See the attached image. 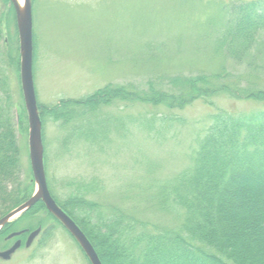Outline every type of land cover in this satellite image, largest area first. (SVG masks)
Wrapping results in <instances>:
<instances>
[{"label":"rangeland","instance_id":"rangeland-1","mask_svg":"<svg viewBox=\"0 0 264 264\" xmlns=\"http://www.w3.org/2000/svg\"><path fill=\"white\" fill-rule=\"evenodd\" d=\"M15 1L19 6V0ZM30 2L32 78L38 108L49 111L62 101L81 100L105 86L144 89L149 80L159 82L177 75L226 72L241 77L243 84L251 82L264 89V32L240 61L217 45L228 28L233 7L255 2L257 9H263L264 0ZM8 9L9 4L0 3V107L14 128L20 149L18 180L24 188L33 179L29 130L20 87L16 20L10 15L6 25ZM261 106L223 94L213 97L211 103L197 100L172 111L115 102L101 110L98 118L112 125L107 137L95 142L94 112L86 110L81 118L74 112L67 124L45 113L41 125L48 191L57 203L66 204L79 195L102 205L107 213L121 211L136 232L142 231L141 224L173 229L181 220L160 205V186L190 167L196 139L210 125L213 114L251 113ZM130 118L139 121L132 124ZM143 121L148 126L140 127ZM32 185L26 200L36 190ZM37 209L19 221L16 232L43 220L45 227L53 226L49 238L41 243L37 237L30 248L22 246L9 261L0 259V264H90L67 231L49 218L45 209ZM104 216L115 218L117 214ZM6 241L0 251L14 242Z\"/></svg>","mask_w":264,"mask_h":264},{"label":"trees","instance_id":"trees-1","mask_svg":"<svg viewBox=\"0 0 264 264\" xmlns=\"http://www.w3.org/2000/svg\"><path fill=\"white\" fill-rule=\"evenodd\" d=\"M0 3L9 4L6 25L10 15L15 21L10 0ZM257 8L255 2H246L231 9L228 28L217 45L233 60L240 61L249 54L264 32V8ZM238 78L226 72L215 76L177 75L159 82L149 80L144 89L105 86L81 100L62 101L49 111L38 108L42 125L45 113L67 124L74 112L76 118L84 116L86 110L94 112L95 142L106 138L112 125L98 116L115 102L172 111L197 100L211 103L213 97L223 94L262 104L251 113L213 114L210 125L196 139L190 167L160 186L157 199L163 209L181 220L178 227L152 229L141 224L142 231L136 232L121 211L107 213L102 205L79 195L66 204L56 202L84 233L102 264H264V89L251 82L243 84ZM73 107L82 110L77 112ZM130 120L132 124L139 121ZM143 122L140 127L148 126ZM19 167L20 149L14 128L8 113L0 107V217L22 204L31 193L32 180L24 188L20 185ZM37 208L45 206L37 202L0 230L1 247H6L5 237L17 231L19 221L32 216ZM47 215L61 226L50 213ZM37 228H41L42 243L51 235L53 226L45 227L39 220L26 229ZM24 237H20L22 241Z\"/></svg>","mask_w":264,"mask_h":264},{"label":"water","instance_id":"water-1","mask_svg":"<svg viewBox=\"0 0 264 264\" xmlns=\"http://www.w3.org/2000/svg\"><path fill=\"white\" fill-rule=\"evenodd\" d=\"M15 10V20L19 39L20 54V87L28 122V154L32 181L36 185V190L32 196L11 210L0 219V230L8 223L28 211L37 202H42L45 209L50 213L61 226L70 234L78 244L90 264H102L81 229L75 222L56 204L51 197L45 179L44 171V150L42 145V125L38 114V108L33 87L32 78V59H33V40H32V8L30 0H23L22 7L16 5L15 0H10ZM41 228L31 232L22 230L9 234L5 240H12L27 234L23 246L29 248L33 241L38 237ZM22 242L16 239L13 244L5 250L0 251V259L9 261L12 255L21 247Z\"/></svg>","mask_w":264,"mask_h":264},{"label":"bare ground","instance_id":"bare-ground-1","mask_svg":"<svg viewBox=\"0 0 264 264\" xmlns=\"http://www.w3.org/2000/svg\"><path fill=\"white\" fill-rule=\"evenodd\" d=\"M22 4H23V3L21 2V0H19V6H20V7H22Z\"/></svg>","mask_w":264,"mask_h":264},{"label":"flooded vegetation","instance_id":"flooded-vegetation-1","mask_svg":"<svg viewBox=\"0 0 264 264\" xmlns=\"http://www.w3.org/2000/svg\"><path fill=\"white\" fill-rule=\"evenodd\" d=\"M22 241V240H21Z\"/></svg>","mask_w":264,"mask_h":264}]
</instances>
